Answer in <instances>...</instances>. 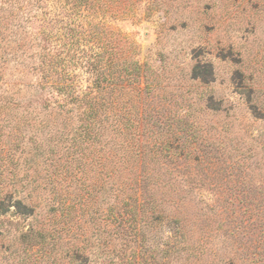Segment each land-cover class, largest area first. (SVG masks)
<instances>
[{
    "label": "rangeland",
    "instance_id": "1",
    "mask_svg": "<svg viewBox=\"0 0 264 264\" xmlns=\"http://www.w3.org/2000/svg\"><path fill=\"white\" fill-rule=\"evenodd\" d=\"M255 256L264 0H0V264Z\"/></svg>",
    "mask_w": 264,
    "mask_h": 264
},
{
    "label": "trees",
    "instance_id": "2",
    "mask_svg": "<svg viewBox=\"0 0 264 264\" xmlns=\"http://www.w3.org/2000/svg\"><path fill=\"white\" fill-rule=\"evenodd\" d=\"M103 57V53L100 54H92L89 58H88V69L90 71H92L91 73H93V75H95L94 78V85L97 88H101L102 84L105 83V81H111L110 79H107V76L103 74L102 71L99 70L100 68V62H101V58ZM52 61L50 60V62H45V69L46 70V74H45V82L49 83L48 79L49 78V71L52 69ZM53 86L58 87L61 90H65L67 85L64 84H53ZM97 96H94L93 99L91 100L92 102L90 104H86L85 108L82 110V112L80 113L79 116V121H81V123L78 125V128L76 130V135L75 138H77L79 141H84L86 142V140L88 139H97V135L99 134L98 128L100 126V107H99V102L96 99ZM72 100H75V97H72ZM250 262L252 264H264V260H262V258L255 256L254 258L250 259ZM229 264H236L234 263V259H232L230 261Z\"/></svg>",
    "mask_w": 264,
    "mask_h": 264
}]
</instances>
